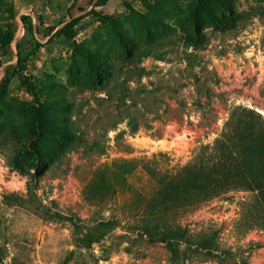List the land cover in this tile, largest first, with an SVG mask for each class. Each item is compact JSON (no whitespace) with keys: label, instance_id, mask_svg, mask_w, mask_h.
Returning <instances> with one entry per match:
<instances>
[{"label":"rangeland","instance_id":"1","mask_svg":"<svg viewBox=\"0 0 264 264\" xmlns=\"http://www.w3.org/2000/svg\"><path fill=\"white\" fill-rule=\"evenodd\" d=\"M103 1L0 0V264H264L256 187L167 211L192 239L175 259L139 233L156 172L211 146L235 108L264 118V0ZM35 107L56 135L35 136Z\"/></svg>","mask_w":264,"mask_h":264},{"label":"trees","instance_id":"2","mask_svg":"<svg viewBox=\"0 0 264 264\" xmlns=\"http://www.w3.org/2000/svg\"><path fill=\"white\" fill-rule=\"evenodd\" d=\"M119 38L123 39L121 35ZM9 82V79H5L3 90ZM44 110L46 111L45 108ZM30 127L33 131L36 129L35 136L43 140L45 137L43 133L56 135L61 123L56 115L44 113L42 107H35ZM65 136H68L67 132ZM45 142L47 143L46 140ZM202 148L201 152L196 153L175 174L156 172L159 175L158 186L146 202V206L153 205L155 209L141 218L139 233L147 235L151 240L165 242L173 259L178 256L179 244L182 241L191 244L192 239L186 228L164 219L167 211L177 207L195 206L232 187H256L264 193V118L259 117L253 110L240 108L237 112L235 108L225 121L219 137L211 146L205 145ZM119 164L116 166L121 171L128 172L132 169V164L128 160H121ZM154 173L153 175H156ZM99 175L102 177V184L108 185L106 181L103 182V170ZM113 175H116V172ZM245 216L249 220L242 218L239 221V226L243 229L250 228L253 223L248 215ZM116 224L112 215L103 217L96 223L94 229L87 228L75 236V247H89L104 235L106 231L104 229L113 228ZM262 225L264 227V218ZM212 245L211 239L197 242V246ZM214 247L216 246L210 250L216 249ZM216 256L220 257L219 254ZM224 264L232 263L225 261Z\"/></svg>","mask_w":264,"mask_h":264}]
</instances>
